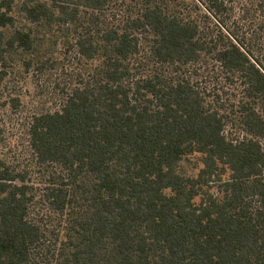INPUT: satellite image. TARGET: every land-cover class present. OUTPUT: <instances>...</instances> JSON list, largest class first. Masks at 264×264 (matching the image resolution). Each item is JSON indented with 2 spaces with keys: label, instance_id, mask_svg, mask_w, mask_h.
Here are the masks:
<instances>
[{
  "label": "trees",
  "instance_id": "trees-1",
  "mask_svg": "<svg viewBox=\"0 0 264 264\" xmlns=\"http://www.w3.org/2000/svg\"><path fill=\"white\" fill-rule=\"evenodd\" d=\"M20 10L76 25L94 63L29 123L37 162L58 167L42 193L0 158V264H264V0ZM31 46L0 0V65Z\"/></svg>",
  "mask_w": 264,
  "mask_h": 264
},
{
  "label": "rangeland",
  "instance_id": "rangeland-1",
  "mask_svg": "<svg viewBox=\"0 0 264 264\" xmlns=\"http://www.w3.org/2000/svg\"><path fill=\"white\" fill-rule=\"evenodd\" d=\"M22 1L13 0L15 26L30 30L32 46L11 48L0 65L5 71L0 90V158L25 175L38 197L44 182L57 176L58 167L37 162L29 143V123L38 113L59 109L70 88L86 78L94 62L71 47L76 25L32 22L20 10ZM196 165V159H188L182 169L190 173ZM38 208L37 215L42 211Z\"/></svg>",
  "mask_w": 264,
  "mask_h": 264
}]
</instances>
